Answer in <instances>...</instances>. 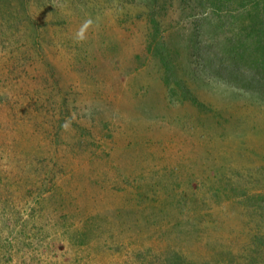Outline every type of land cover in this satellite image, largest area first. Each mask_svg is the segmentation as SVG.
<instances>
[{"label": "rangeland", "instance_id": "obj_1", "mask_svg": "<svg viewBox=\"0 0 264 264\" xmlns=\"http://www.w3.org/2000/svg\"><path fill=\"white\" fill-rule=\"evenodd\" d=\"M263 19L264 0H0V264H261L264 95L206 56L264 77Z\"/></svg>", "mask_w": 264, "mask_h": 264}, {"label": "trees", "instance_id": "obj_2", "mask_svg": "<svg viewBox=\"0 0 264 264\" xmlns=\"http://www.w3.org/2000/svg\"><path fill=\"white\" fill-rule=\"evenodd\" d=\"M153 22L155 23L157 21L154 19ZM159 30H160V25H158L157 23L156 31ZM256 38L260 40L261 43H264V19H263V26L258 31ZM239 39H240V43H244V38L242 39V37H240ZM164 41L165 40L163 38L157 41L154 54L159 59L161 58V63L164 68V72H163L164 81L168 85L170 84L169 77H172L173 75V73H171V71L173 70V64L170 55L169 54L167 55L168 50L166 48ZM149 47L150 49L151 48L153 49V42L150 43ZM207 49L209 50V47H207ZM160 50L164 52L162 54V57H160L161 56ZM244 58H246V53H238V51L236 50H231L230 58L222 56L220 52L219 53L214 52L212 58L210 57V55L207 54L206 65H207V69L213 75H216L224 80L232 81L236 84H239L240 86H242V88L260 92V94L264 95V90L261 89L264 87V77L259 76L258 74H252L244 66H240L239 64L241 60ZM263 58H264V54L259 59V62L261 64L264 63ZM175 83H177V81ZM181 90L186 94V99H188L191 96L190 91L187 88H185V86L181 85ZM249 196L251 198H255V195L250 194ZM261 196H264V193H261ZM258 254L260 257H262L261 264H264V251L259 249Z\"/></svg>", "mask_w": 264, "mask_h": 264}]
</instances>
